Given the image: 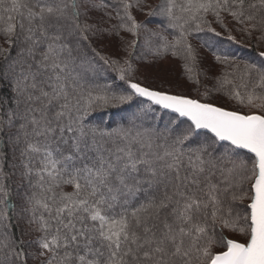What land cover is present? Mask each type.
I'll list each match as a JSON object with an SVG mask.
<instances>
[{"label":"snow or ice","instance_id":"6c2138e0","mask_svg":"<svg viewBox=\"0 0 264 264\" xmlns=\"http://www.w3.org/2000/svg\"><path fill=\"white\" fill-rule=\"evenodd\" d=\"M0 264H264V0H0Z\"/></svg>","mask_w":264,"mask_h":264},{"label":"trees","instance_id":"16d2710c","mask_svg":"<svg viewBox=\"0 0 264 264\" xmlns=\"http://www.w3.org/2000/svg\"><path fill=\"white\" fill-rule=\"evenodd\" d=\"M153 26L155 27L157 25ZM213 27H216L217 31L222 32L221 36L216 37L211 33H199L197 34L198 38L193 41L195 44L200 46L199 50L201 52V55L204 57V64L200 66H192L193 72L190 74L192 75L193 80L197 78L200 79L199 84H195L192 82V80L188 79V76L185 75V70L182 67L183 62L177 58L172 57L171 54H168V56L165 57L163 60L157 62L154 67H147L141 69V72L139 73L140 79L144 80L145 83L155 85L160 83L161 77H164L172 81L173 84L178 85L177 87H174L172 89L173 91L184 92L195 97L198 95L197 89L203 91L205 87L211 88L213 86L214 81L205 79L203 71V69L207 65H210L213 62V50L219 53L233 55L236 59H258V50L253 46L255 44V40L246 41V43L249 44V47H243L240 44H235L227 40V33L223 32L218 25L214 24ZM232 34L236 35L238 40L243 39V37L236 32H233ZM205 40L211 47L203 46ZM101 47H103L105 52L109 55H112L117 52V48L115 47L114 41H105L101 45ZM144 63H147V61H145ZM221 67L222 66L219 65L217 66V73L219 72ZM115 75V73L109 71L104 74V78L101 79L100 82L109 83ZM214 96L217 102L225 104V106H235L234 101H228L226 97H223L220 94H214ZM117 111H120V109L108 108L103 111H98L96 113V116L102 117L107 123L112 119V113Z\"/></svg>","mask_w":264,"mask_h":264}]
</instances>
